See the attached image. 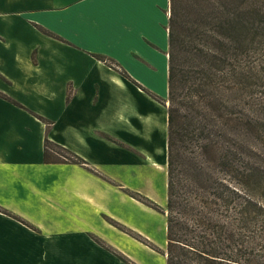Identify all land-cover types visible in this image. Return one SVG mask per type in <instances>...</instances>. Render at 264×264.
<instances>
[{
    "label": "crops",
    "instance_id": "0c3cea01",
    "mask_svg": "<svg viewBox=\"0 0 264 264\" xmlns=\"http://www.w3.org/2000/svg\"><path fill=\"white\" fill-rule=\"evenodd\" d=\"M169 16L170 0H0V92L21 104L0 96V206L27 222L0 211V232H9L15 254L55 247V264H128L95 242L97 230L86 224L107 211L95 189L108 183L97 175H109L126 195L130 188L151 196L135 177L145 167L167 175L168 109L152 92L168 96ZM98 55L115 59L131 79ZM46 138L86 163L46 162ZM127 173L133 185L116 179ZM113 216L107 223L129 238Z\"/></svg>",
    "mask_w": 264,
    "mask_h": 264
},
{
    "label": "trees",
    "instance_id": "16d2710c",
    "mask_svg": "<svg viewBox=\"0 0 264 264\" xmlns=\"http://www.w3.org/2000/svg\"><path fill=\"white\" fill-rule=\"evenodd\" d=\"M168 29L166 264H252L248 233L264 227V159L251 141L264 139V101L254 106L264 0H170ZM44 157L86 163L49 138Z\"/></svg>",
    "mask_w": 264,
    "mask_h": 264
},
{
    "label": "rangeland",
    "instance_id": "374dc122",
    "mask_svg": "<svg viewBox=\"0 0 264 264\" xmlns=\"http://www.w3.org/2000/svg\"><path fill=\"white\" fill-rule=\"evenodd\" d=\"M261 54L262 64L261 66L257 67V71L261 75V79H259L258 81H260L261 83L257 85V87H254L255 109L257 108L259 100L264 101V45L262 47ZM152 94L162 101L166 100L168 97L167 95H161L156 91H154V93L152 92ZM241 106L247 108V105L245 103H241ZM260 114L262 115V117H264V110L260 111ZM153 119L154 133H158L159 129L154 116ZM252 139V145L260 147L261 151L259 150V153L263 155L264 159V139L257 134L254 135ZM153 145L157 146L156 143H153ZM157 149H159V147H157ZM256 160L258 162L260 161L258 157H256ZM262 165L264 166V163ZM124 172L126 173L128 171L125 170ZM97 176L108 183L103 185L99 184L95 189L96 201L102 204L107 211H102L104 215L99 214V216H94L93 219L88 221L86 226L91 224V228L97 230V232H95L96 235L103 234V238H108L111 242L120 244L122 248H124L128 254L133 256L135 258L133 259L136 260L139 264H166V215H164V213L162 212L163 209L166 208L167 201V175L165 174V172L145 167L142 175H139V177H135V184L139 185L138 188H141L142 190L153 194V196L137 189H126L129 195L141 201L146 206L150 207V209L136 202H133L130 198L127 197L128 194L126 195V192L117 191L113 187V183H111L112 181L108 179L109 175ZM132 178L133 176L127 173L118 176V178L116 179L121 182H125L127 185L128 183L133 185L131 182ZM0 207L3 208L2 206ZM79 212L83 214L82 211ZM84 213L89 214L87 211H84ZM105 214H107L106 216L109 217L111 215H114L113 217H118L121 222L125 223V225L128 227L118 225L113 220H111L113 224L117 225L130 237L127 238L121 235L118 231H114L107 223L108 217H106ZM85 218H87V216H85ZM258 219L262 220L261 217H258ZM1 223L3 222L1 221ZM131 228L139 231L141 234ZM150 228L152 229V231ZM34 229L36 228L34 227ZM18 234H20L21 238L25 237L23 233L17 232V235ZM39 234L40 233H38V235ZM38 235L35 232H29V238H31L33 241H40L42 239ZM96 235H92L93 240L103 245L105 249H108L109 252H111L109 254L113 256L115 254H118L117 256H119L120 258L122 257L124 261L128 262V264H136L134 260H131L132 258L127 257L118 249L107 245ZM8 237L9 232L7 230L4 231V233L0 232V240L2 241L1 245H4L0 246L1 264H10V262L11 264H23L21 260L19 261L18 259L23 260L25 257L27 259L31 257L33 260L43 258L49 264H55L54 262L59 258V256H61L60 252H55V247L44 248L43 251L41 249H35L33 253L30 250H22V248H20V253L15 254V251H17V249L8 246ZM130 238L135 239L137 243ZM246 243L247 249L245 257L248 258L252 264H264V227L260 223L254 224V230L248 233ZM103 251L104 249L96 245L95 255L97 257H101ZM21 254L24 258L19 257V255ZM157 259L159 260V262ZM130 261L133 262L131 263Z\"/></svg>",
    "mask_w": 264,
    "mask_h": 264
},
{
    "label": "bare ground",
    "instance_id": "6f19581e",
    "mask_svg": "<svg viewBox=\"0 0 264 264\" xmlns=\"http://www.w3.org/2000/svg\"><path fill=\"white\" fill-rule=\"evenodd\" d=\"M159 75H160V77L158 78V81H159V89H161L162 90V87H163V73H161V72H159ZM158 87V86H157ZM163 89H164V87H163ZM157 227V226H156ZM161 227H163V226H161ZM151 229V228H150ZM151 231H152V229H151ZM159 232V231H158ZM153 258V257H152ZM158 260V259H157ZM155 261V260H154ZM158 262H159V260H158ZM163 264V263H162Z\"/></svg>",
    "mask_w": 264,
    "mask_h": 264
}]
</instances>
